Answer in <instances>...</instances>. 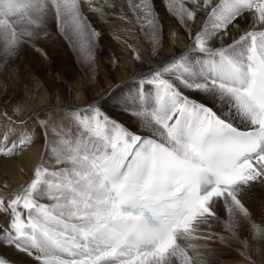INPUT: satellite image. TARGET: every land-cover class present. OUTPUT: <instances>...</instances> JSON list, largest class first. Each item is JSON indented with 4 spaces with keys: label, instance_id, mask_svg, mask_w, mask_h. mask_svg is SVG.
Returning <instances> with one entry per match:
<instances>
[{
    "label": "snow or ice",
    "instance_id": "snow-or-ice-1",
    "mask_svg": "<svg viewBox=\"0 0 264 264\" xmlns=\"http://www.w3.org/2000/svg\"><path fill=\"white\" fill-rule=\"evenodd\" d=\"M85 6L126 21L153 51L162 46L154 0H0V62L26 46L43 52L36 42L52 19L91 52L101 32ZM166 11L188 30L185 51L154 60L130 88L61 110L59 122L39 118L46 154L68 167L50 170L42 159L30 183L7 202L0 197L9 217L0 246L36 264H193L197 241L207 239L199 230L221 203L226 228L238 233L247 221L264 246V225L242 200L264 186V0H167ZM246 16L251 24L233 35ZM32 143V129L10 124L0 132V158Z\"/></svg>",
    "mask_w": 264,
    "mask_h": 264
},
{
    "label": "bare ground",
    "instance_id": "bare-ground-1",
    "mask_svg": "<svg viewBox=\"0 0 264 264\" xmlns=\"http://www.w3.org/2000/svg\"><path fill=\"white\" fill-rule=\"evenodd\" d=\"M98 2L102 3L103 0ZM166 4L167 0H154L159 20L163 25L162 46L154 51L151 43L147 42L141 33L127 27L126 21H121L114 15L101 17L96 13L98 22L91 26L99 30L101 35L98 42H94L97 47L93 52H97L98 56L104 54V59L99 60L97 71L94 70V73L88 75L89 77L81 71L80 61L86 56L90 57L89 53L92 50L89 52L88 47L79 41V45L72 48L75 52L73 57L75 60L71 61L69 52L64 48L65 45L62 46L67 38L63 36L62 30L57 25L59 32L53 31L54 22L49 20L44 32L46 38L55 33L52 41L55 47L59 45L58 49L52 48L53 46L46 47L47 39L41 37L36 45L37 49H42L43 52L26 46L18 58L0 62V113H6L11 121H15L20 126L26 124L31 129L35 123L40 122V117L50 116L49 120H53L56 115H60L61 110L81 109L93 101H100L113 90L132 87L140 73L146 72L153 66L154 60L171 57L188 47V30L166 11ZM250 24L251 20L246 16L240 21V25L232 28L233 35L238 36ZM198 27L199 24L192 30L195 31ZM58 33L61 36H58ZM70 35L75 42L77 35L73 29H70ZM69 45L74 46L70 42ZM43 53H47V56L45 57ZM136 54L139 55V60L134 59ZM112 115L135 130V121L119 113L113 112ZM6 124L9 127L11 123ZM24 153L26 154L12 159L0 158V197L6 202L33 178L31 171L38 164V147L35 149L31 147ZM242 200L250 213L251 221H255L257 225H264V186L256 185L246 191L242 195ZM223 210L221 207L217 210L222 223L226 221ZM8 222V214L0 212V232L7 227ZM248 227L245 222V226L238 233L228 230L234 235L232 243L237 245L240 255L233 251L223 253L220 246L216 249L220 258L230 261L235 258V264H264V246H261L258 240H253L252 229ZM211 228V233L215 234L221 230V227L214 225ZM247 229L251 231L248 237L241 239L240 236H236L245 233ZM5 248L0 246V257L16 263L33 261L23 253L21 256L6 254ZM228 249L231 251V248Z\"/></svg>",
    "mask_w": 264,
    "mask_h": 264
},
{
    "label": "rangeland",
    "instance_id": "rangeland-1",
    "mask_svg": "<svg viewBox=\"0 0 264 264\" xmlns=\"http://www.w3.org/2000/svg\"><path fill=\"white\" fill-rule=\"evenodd\" d=\"M83 12L85 13V15L88 17V20L91 22L92 24H95L96 22H98V18L96 13H92L89 11V9L85 6L83 8ZM95 16V17H91V16ZM54 22V27L52 28L53 31L55 32H59V29L56 27V22L54 19H52ZM52 27V25H50ZM70 29H72L71 27H67L65 30L62 31L63 36H65L68 40H64L62 46H64V48H66L67 52H69L70 56L69 58L72 59L71 61L75 60L73 57L75 55L74 49H72L73 47H77L79 44L80 39H78V37H76L75 39H77L75 42L73 41V39H71V35H70ZM55 34V33H54ZM54 34H52V36H49L48 38H46L45 40L48 42L46 47L51 48H59V45H56V47L53 45V38H54ZM58 36H61L60 33H58ZM71 39V40H70ZM44 40V39H43ZM51 41V42H50ZM50 42V43H49ZM67 42V43H66ZM70 44L74 45L71 46ZM74 43V44H73ZM51 44V45H49ZM76 44V45H75ZM99 46V45H98ZM97 47V46H95ZM95 47L92 49V52L89 53L91 54L90 57H84L82 58L81 62V71H83V73L89 77L91 73H94L97 71V64L100 63V59H104V54H101L100 56H98L97 52H93L95 51ZM101 48V46H100ZM72 56V57H71ZM89 61L91 62V64H89ZM85 62H88V64H85ZM94 67V68H93ZM89 75V76H88ZM106 108L109 109L110 114L112 115V113H118L117 111L112 110L111 104H108L105 106ZM54 116V115H53ZM59 116L60 115H56L54 117L53 120L59 122ZM50 119V116L48 117V120ZM53 120H49V123H51ZM14 122V123H13ZM6 123H11L14 124L13 126H17L19 127L20 125L18 123H16L15 121H11L10 119H8V116L6 115V113H0V132H3L5 130V128L7 127ZM64 124L67 125L68 122L64 121ZM8 128V127H7ZM34 132V143H32L30 146L24 148V150L22 152H20L17 157H20L23 154H26L24 152H27L28 149H30L32 147V149H35L36 147H38V151H39V158H38V163L42 160L45 159L46 160V166L51 170V169H58V168H62V167H68V165L66 164H56L55 163V159L53 154L49 151L47 154L45 152V137L44 134L41 130V122L35 123L34 126L31 128ZM77 133V129L73 128L72 129V134L73 136H75ZM49 138L52 140L53 143L57 142V137L53 135L51 128L49 129ZM37 165V164H36ZM35 167V166H34ZM33 167V169H34ZM33 173V171H31ZM40 203H44V204H51L52 201H49L47 199H42L39 201ZM221 208H223V205L221 203ZM224 209V208H223ZM224 213V217L225 220L227 218V211L226 209L223 210ZM247 226H248V222L246 221ZM218 226L221 227V230H219V232L217 234L215 233H211V227L212 226ZM211 228V229H210ZM226 224L225 222L222 223L219 219V217L217 218H210V221L208 224L201 226L200 228V235L202 237H206L207 239H201L199 241H197V243H199L201 245V247L199 249H197L199 255L195 256L193 259V264H235V258L232 259V261L227 260L226 258H220L219 253L216 249H218L217 247H220V249H222V252H235L236 254H239V248L237 247V245L235 243H232V239H234V235L230 234V232L228 231V229L226 228ZM249 228V227H248ZM213 230V229H212ZM226 230V231H225ZM228 231V232H227ZM246 233V234H245ZM245 233H241L239 235L236 234V236H240L241 239H243L244 237H248L251 234L250 229H247V231ZM231 239V240H230ZM240 239V241H241ZM213 243V244H212ZM229 244V245H227ZM6 247V246H5ZM12 248V249H11ZM210 248V249H208ZM214 248V250H212ZM231 248V251L230 249ZM228 249V250H227ZM5 250L7 251L6 254H11L14 256H21V252L17 251L14 247H6ZM16 254V255H15ZM24 254V253H23ZM25 256L29 259L31 257H28L26 254ZM212 256V257H211ZM0 258H4V257H0ZM212 258V259H211ZM6 259V258H5ZM33 261L29 262V263H16L13 262L11 260L6 259L7 261H10L11 264H36L35 260L33 258H31ZM179 261H174V264H179Z\"/></svg>",
    "mask_w": 264,
    "mask_h": 264
}]
</instances>
